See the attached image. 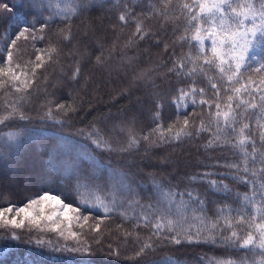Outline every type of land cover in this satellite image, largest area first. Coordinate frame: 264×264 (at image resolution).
<instances>
[{
	"label": "snow or ice",
	"instance_id": "6c2138e0",
	"mask_svg": "<svg viewBox=\"0 0 264 264\" xmlns=\"http://www.w3.org/2000/svg\"><path fill=\"white\" fill-rule=\"evenodd\" d=\"M109 5L110 0H13L11 6L0 2V24L6 34L0 47V129L20 127V122L33 119V113L42 122L64 126L81 111L80 93L89 85L85 62L91 57L88 34L77 41L73 24L94 8ZM111 10L120 29L134 26L123 48L149 40L157 47L163 44L168 56L134 77L136 85L154 90L152 123L146 130L140 128L138 116L131 114L112 123L107 131L93 123L78 134L109 161L113 156L125 159L142 144L147 152L207 134L200 149L209 158L219 152L220 158L211 163L199 161L201 170L182 176L174 172L167 181L152 176L141 182L130 170L120 171L88 153L83 156L88 164L78 168L74 178L75 203L50 190L21 205L9 200L0 206V229L12 240H20L24 232L29 236L34 231L56 234L63 244L43 238L34 242L81 257L58 264H102L92 259L101 255L105 235L110 232L102 225L119 215L132 221L122 239L134 238L135 256L142 264H186V258L174 255L183 245H207L226 253L201 254L194 258L195 264H264V0H146L143 7L134 0H117ZM6 13H11L7 20ZM181 19L182 30L171 28V39L163 40L148 23L157 20L166 34L169 22ZM117 25L112 26L113 33ZM21 39L31 40L33 47V58L23 65ZM36 42L44 46L38 47ZM117 44L118 37L105 56L98 43L96 65L111 60ZM56 68L60 75L52 83L48 70ZM161 68L167 69L169 83L176 81L170 97L155 91L160 86L153 75ZM201 82L203 86H198ZM49 88L62 89L67 99H58ZM40 95L44 102L37 106ZM166 102L177 113V119L167 126L163 122ZM29 138L24 130L0 131V142L8 146L0 152V199L7 177L20 174L27 164ZM33 174H37L35 170ZM234 184L246 187L240 190ZM82 188H92L95 193L86 197ZM141 229L146 232L142 234ZM107 255H120L111 241Z\"/></svg>",
	"mask_w": 264,
	"mask_h": 264
},
{
	"label": "trees",
	"instance_id": "16d2710c",
	"mask_svg": "<svg viewBox=\"0 0 264 264\" xmlns=\"http://www.w3.org/2000/svg\"><path fill=\"white\" fill-rule=\"evenodd\" d=\"M0 2L11 6L13 0H0ZM116 2L117 0H110L108 8H94L90 13L75 20L73 24V32L77 41L84 38V33L88 34L86 38L87 52L91 57L89 61L85 62V76L89 77V85L80 93L82 97L80 102L81 111L64 126H54L51 122H42L33 113V119L20 122V127L0 129V131L10 130L14 132L24 130L30 137L27 139V144L30 146L27 164L20 174L7 177L3 198L0 199V206H5L9 200L13 204L21 205L27 198L35 197L45 190L60 192L67 201L75 203L76 196L72 191L75 184L74 178L77 175V169L88 164V161L83 160V156L88 153L96 156V159L104 164L110 163L111 167L120 171L130 170L133 177L141 182L152 176L156 177L157 180L167 181L174 172L178 176H182L186 173L201 170V166L198 164L199 161L211 163L220 158L219 152H213L209 158L200 149V145L204 143L207 134H204L199 140L166 144L159 148L149 149L147 152H145V146L142 144L138 152L125 159L113 156L111 161L106 156L102 157L99 150H94V146L89 140L78 134L79 129H87L93 123L103 131H107L112 123L131 114L138 116L140 128L146 130L152 123V92L154 90L143 84L136 85L134 77L139 72H146L155 68L156 65L166 61L168 56L163 52V44L157 47L149 40L141 41L138 45L133 44L127 49L123 48L129 35L134 31V26L129 25L123 29L119 28L115 12L111 10V4ZM134 2L136 5L143 7L146 0H134ZM10 15L11 13L4 14V19L7 20ZM148 23L153 32L158 33L163 40L171 39V28L179 26L182 30L184 20L169 22V31L166 34L160 31L157 20H151ZM113 25H117L115 33L112 31ZM55 27L53 25V31ZM5 36L4 25L0 24V47L4 45ZM117 37L118 44L116 51L112 53L113 58L103 66L96 65L95 56L100 54L96 45L102 43L105 56H107L110 46ZM36 43L38 47L44 46L43 42ZM18 46L20 49V63L23 65L30 58H33L32 41L21 39L18 41ZM183 51L187 52L188 49L185 48ZM176 53L177 55L181 53L179 47H177ZM129 58H133V63H128ZM65 70L67 69L65 68ZM48 71L50 82L54 83L60 75V68H56L55 71L52 69ZM166 72V68H161L158 73H154L155 83L160 86L155 91L170 97L174 94L173 88L176 81L173 79L169 83L165 75ZM198 86H203V83L201 82ZM49 91H55L58 99H67V94L62 89L49 88ZM43 102L44 96L40 95L37 98V106ZM0 104H2V101H0ZM191 110L192 106L189 105L188 111L191 112ZM176 119L175 107L166 102L163 112L165 126ZM180 120H183V114H181ZM7 150L8 146L0 142V152ZM164 161H167V163H164ZM33 170L37 174L34 175ZM103 174L108 175L107 169L103 170ZM233 186L239 187L240 190H244L246 187L237 184ZM80 191L89 198L95 193L92 188H82ZM95 214L102 215L100 212ZM118 225H123V227L118 228ZM131 225V220L125 221L119 215H113L110 220L105 221L102 228L107 227L110 232L105 235L101 255L92 257V259L102 261V264H142L135 256L136 244L134 238L127 242L122 239L123 232L131 230ZM141 232L143 234L146 230L141 229ZM0 235L3 236L0 239V264H25V261H28V264H32V262H35V264H58L61 260L81 258L79 255L67 251H53L47 245L38 246L35 244L34 241L37 238L51 239L54 245L57 243L63 244L64 241L53 233L34 231L29 236L27 232H24L20 240H12L4 230L0 229ZM109 241H111L114 248L119 247L120 255L118 257L107 255ZM167 251L165 250V252ZM201 254H208L209 256L226 255L222 248H209L207 245H183L174 251V255L186 258V264H195L194 258Z\"/></svg>",
	"mask_w": 264,
	"mask_h": 264
}]
</instances>
